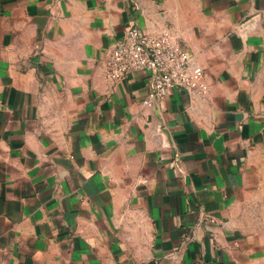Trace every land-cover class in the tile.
I'll return each mask as SVG.
<instances>
[{
	"label": "crops",
	"instance_id": "1",
	"mask_svg": "<svg viewBox=\"0 0 264 264\" xmlns=\"http://www.w3.org/2000/svg\"><path fill=\"white\" fill-rule=\"evenodd\" d=\"M129 26L208 94L106 81ZM0 264H264V0H0Z\"/></svg>",
	"mask_w": 264,
	"mask_h": 264
},
{
	"label": "built area",
	"instance_id": "2",
	"mask_svg": "<svg viewBox=\"0 0 264 264\" xmlns=\"http://www.w3.org/2000/svg\"><path fill=\"white\" fill-rule=\"evenodd\" d=\"M131 70L147 73L150 90L142 100L146 107L159 104L173 89L197 98L205 97L209 91L205 70L166 32L150 34L135 26L125 29L107 55L103 74L106 81L113 83Z\"/></svg>",
	"mask_w": 264,
	"mask_h": 264
}]
</instances>
